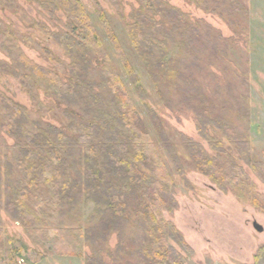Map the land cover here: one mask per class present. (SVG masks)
I'll use <instances>...</instances> for the list:
<instances>
[{
  "label": "trees",
  "instance_id": "obj_1",
  "mask_svg": "<svg viewBox=\"0 0 264 264\" xmlns=\"http://www.w3.org/2000/svg\"><path fill=\"white\" fill-rule=\"evenodd\" d=\"M137 1L140 7L129 16L121 14L122 20L134 51L150 75H155L157 85L166 86L167 91L172 89V65L180 64V59L161 62L158 52L169 55L174 45L180 46L186 60L189 58L180 64L182 70L175 72L177 76L190 75L192 86L205 89L213 83L217 85L214 72L231 71L230 51L237 48L238 36L246 31L247 8L241 0H195L202 2L208 12L224 14L236 33L232 38L223 37L210 26L201 31L189 22L187 15L165 1ZM61 2L68 18L64 41L70 51H77L69 66L53 50L41 46L51 67L35 63L14 40H9L12 28L3 30L0 24L2 46L10 57L8 62L0 61V74L13 78L23 90L33 94L34 100L40 93L35 92L44 90L58 102L63 113L57 116L60 123L33 120L28 109L0 91V132L14 140L19 153L18 177L11 168L3 171L4 158L0 153V181L7 179L3 192L0 191V196L4 193L6 197L4 209L26 230L39 234L43 231L46 238L50 237L47 243L54 242L45 253L33 251L8 236L0 224V264H17L18 256L26 259L29 254L37 257L32 260L35 263L58 255L85 258L86 264H184L171 241L180 247L188 245L176 227L159 222L154 211H172L176 206L170 195L173 179L163 156L90 15L81 3ZM51 4L50 14L54 15L59 8L56 3ZM11 6V0H0V7ZM99 18L131 85L140 90V78L112 20L104 11L99 12ZM43 29L50 37L59 35L46 25ZM235 76L241 77L243 87L249 86L247 73L238 68ZM228 88L229 100L218 96L215 89L210 121L244 143L246 135L228 123L226 111L233 113L235 107L241 114L247 112L249 101L242 100L244 94L236 84L230 82ZM236 140L234 145H238ZM184 142L199 173L233 192L247 184L243 177L249 179L248 175L234 157L221 162L222 159L207 155L200 144ZM165 147L170 154L175 152L173 159H181L173 144L167 141ZM251 167L264 182V165L259 161V166ZM83 201L96 204L98 225L92 228L81 223L78 230L63 227L64 223L59 225L58 218L65 213L81 221L74 208ZM129 230L133 238L126 236ZM113 234L118 236L117 245L105 255L103 245ZM81 245L94 246L96 252L92 257L85 256ZM259 258L256 256V261Z\"/></svg>",
  "mask_w": 264,
  "mask_h": 264
},
{
  "label": "rangeland",
  "instance_id": "obj_2",
  "mask_svg": "<svg viewBox=\"0 0 264 264\" xmlns=\"http://www.w3.org/2000/svg\"><path fill=\"white\" fill-rule=\"evenodd\" d=\"M11 7H0V24L2 29L11 27L9 40L17 43L28 58L39 65L51 67V64L43 56L41 48H49L58 55L66 66L71 63V56L77 51H70L64 41V33L68 18L65 15L61 0H11ZM73 4L81 3L91 17L92 23L99 31L108 48L112 63L116 66L118 73L128 85L132 98L142 121L150 130L154 141L167 165L168 171L173 179L170 195L176 205L169 211L154 210L159 222L164 221L176 227L188 247H180L171 241V244L180 252L184 264H264V182L253 171L252 165L263 164L264 159V0H241L247 8V17L244 21L246 31L238 38V46L230 51L231 65L233 68L224 73L216 74L217 85L202 89L201 86H192L184 73L177 76L175 70L179 71L186 60L184 52L179 45H174L169 55L158 52L161 62L169 59H180L174 62V76L170 83L172 89L167 91L166 86L157 85L147 70L146 64L134 51L130 38L126 33L122 15L129 16L140 4L137 0H70ZM187 15L189 22L205 31L208 26L220 32L225 38L236 36L233 28L229 26L224 14L208 12L204 10L202 2L195 0H162ZM51 2L56 3L57 9L54 15L50 14ZM204 8V9H203ZM104 11L112 20L113 26L120 37L126 53L129 55L136 74L140 78V90L131 85L125 72L121 59L115 49L111 46L103 30L99 12ZM226 15V14H225ZM227 16V15H226ZM201 21L202 23H198ZM47 26L51 32L58 33L50 37L45 30ZM8 40V37H7ZM0 39V61L8 62L10 57L8 49L2 46ZM163 56V57H162ZM226 63V62H225ZM238 68L247 73L249 86L243 87L241 77L236 78ZM155 74H159L156 72ZM241 75V74H240ZM196 78L202 81V77ZM201 77V78H200ZM237 79V80H236ZM236 84L237 89L243 92L242 100L248 98L247 112L242 114L239 109L233 108V113L227 112L228 123L239 127L240 132L246 135L244 143H240L233 135H228L220 126L210 121L212 116V101L215 89L217 95L224 100L230 99L228 83ZM0 91L13 98L17 103L24 106L30 112L33 120L43 119L47 122L57 123V116L63 115L59 109L58 102L47 95L44 90H38V99L32 98L11 77L0 74ZM240 97V96H239ZM214 102V101H213ZM218 103V101H216ZM62 107H65L63 104ZM218 108H222L217 104ZM65 120V119H64ZM226 120V119H225ZM60 123V122H59ZM200 144L207 155L214 159L227 160L230 156L234 161L243 166L248 175L243 177L247 181L242 189L225 190L215 181L199 173L190 160L185 142ZM233 140L238 142L234 145ZM174 145L181 159H173L175 152L171 154L165 147L166 142ZM245 153V158L242 153ZM251 152L247 156V153ZM0 153L3 171L11 168L18 175L17 160L18 151L14 148V140L5 132H0ZM231 159V157H230ZM263 160V161H262ZM251 162V165H250ZM254 168V167H253ZM7 179L3 177L0 181V191L3 192ZM249 183V184H248ZM0 196V224L4 232L17 242L26 245L30 250H44L54 246L53 240L47 243L43 231L32 233L26 230L19 222L11 218L4 209L6 197L4 193ZM96 204L93 201H83L76 205L74 211L80 213L81 221L71 214L62 215L58 218L59 225L70 230L80 229L81 223L96 227L98 224ZM93 217V218H92ZM262 226L263 231L255 229L254 223ZM57 224V223H56ZM47 233V231H45ZM126 236L134 237L132 232L126 231ZM138 233L136 234V236ZM118 236L113 234L104 243V254L108 255L109 249L117 245ZM85 256H93L94 246L81 245ZM260 255L258 261L256 256ZM34 254H29L26 259L17 257V264H86L85 258L70 256H50L41 261Z\"/></svg>",
  "mask_w": 264,
  "mask_h": 264
},
{
  "label": "water",
  "instance_id": "obj_3",
  "mask_svg": "<svg viewBox=\"0 0 264 264\" xmlns=\"http://www.w3.org/2000/svg\"><path fill=\"white\" fill-rule=\"evenodd\" d=\"M254 227H255V229H256L257 231H259V232H262V231H263L262 226H260V225L257 224L256 222L254 223Z\"/></svg>",
  "mask_w": 264,
  "mask_h": 264
}]
</instances>
